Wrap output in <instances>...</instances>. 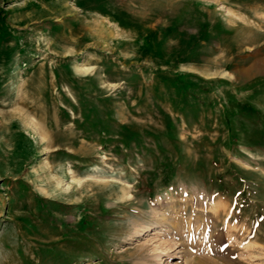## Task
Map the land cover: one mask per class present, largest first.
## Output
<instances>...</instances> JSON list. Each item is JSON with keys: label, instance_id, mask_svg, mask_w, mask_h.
Listing matches in <instances>:
<instances>
[{"label": "rangeland", "instance_id": "obj_1", "mask_svg": "<svg viewBox=\"0 0 264 264\" xmlns=\"http://www.w3.org/2000/svg\"><path fill=\"white\" fill-rule=\"evenodd\" d=\"M262 60L264 0H0V264H264Z\"/></svg>", "mask_w": 264, "mask_h": 264}, {"label": "bare ground", "instance_id": "obj_2", "mask_svg": "<svg viewBox=\"0 0 264 264\" xmlns=\"http://www.w3.org/2000/svg\"><path fill=\"white\" fill-rule=\"evenodd\" d=\"M263 61V60H262ZM256 66H257V64H256ZM258 66L257 67H255V66H253L252 67V70H254V72L255 71H257L258 70ZM260 70H262V72H264V61H263V63H262V66H261V68H260ZM249 71V70H248ZM260 73V72H259ZM245 74V73H244ZM247 74V73H246Z\"/></svg>", "mask_w": 264, "mask_h": 264}]
</instances>
